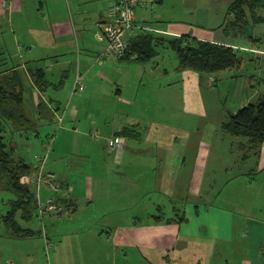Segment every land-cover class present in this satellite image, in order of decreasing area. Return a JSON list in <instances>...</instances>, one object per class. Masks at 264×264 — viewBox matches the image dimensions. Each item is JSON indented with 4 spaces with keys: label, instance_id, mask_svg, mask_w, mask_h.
Returning a JSON list of instances; mask_svg holds the SVG:
<instances>
[{
    "label": "crops",
    "instance_id": "obj_1",
    "mask_svg": "<svg viewBox=\"0 0 264 264\" xmlns=\"http://www.w3.org/2000/svg\"><path fill=\"white\" fill-rule=\"evenodd\" d=\"M111 1L0 0V76L14 74L15 88L23 96L25 119L24 123H9L8 131L29 134L52 129L48 123L57 121V138L61 131L73 135L74 147L52 148V161L61 168L43 169L45 174L54 175L52 184L59 188L54 196L64 209L60 215L46 214L47 220L58 223L67 215L69 219L83 215L87 223L77 225L79 231L92 232L100 240L95 259L107 264H128L133 255L153 264H264V145L256 157L241 143L238 148L243 152L216 165L217 178L205 191L211 154L202 135L187 132L189 126L182 128L178 122L149 117V106L142 105L139 90L134 97L128 96L118 85L120 77L108 87L106 80L95 75L98 65L94 61L100 54L93 46L96 44L98 50L105 44L103 25ZM165 1L146 0L137 8L128 44L136 36L150 33L168 39L188 35L234 47L249 56H243L239 75L238 71L226 72L225 76L235 82L244 80L245 97L232 103L230 110L236 112L264 96V23H250L243 34L234 36L224 31L233 0H185L192 8L187 14L197 23L186 26L181 20H171L175 16L164 8ZM256 13L264 19V8ZM250 36L262 42L254 45ZM10 44L13 47L7 54ZM75 52L76 64L72 60ZM246 60L258 62L257 78L246 73ZM120 62L127 64L123 68L129 77L123 80L126 88L131 85L130 78L137 79L134 69L140 73L135 85L141 87L151 72L149 64ZM76 67L87 77L82 94L71 101L51 96L49 91L58 92L64 84L63 75L69 77L71 87ZM168 67L162 68L158 61L151 66L153 72L161 71L156 73L161 86L176 88L177 97L169 94L166 101L169 114L178 120V109L182 108L195 120L194 126L216 119L221 133L228 112L212 108L203 92L204 85L213 86L214 78L181 71L179 63ZM38 69L45 72L50 84L44 92L32 78ZM253 88L258 92L250 94L248 89L251 92ZM129 91L133 93V89ZM78 102L81 107L76 108ZM126 127H134L138 138H124L123 147L109 153L107 140L118 137ZM98 133L102 138H97ZM180 140L189 146L180 147ZM35 164L36 160L31 166L36 173ZM233 168L238 171L232 173ZM182 216L185 220L176 222ZM53 228L45 229L46 235L37 231L46 250L52 248L51 240L59 237L52 233L58 232ZM23 248L25 245L14 247L21 254L14 258L16 264L25 259L30 264L33 258L24 255Z\"/></svg>",
    "mask_w": 264,
    "mask_h": 264
},
{
    "label": "rangeland",
    "instance_id": "obj_2",
    "mask_svg": "<svg viewBox=\"0 0 264 264\" xmlns=\"http://www.w3.org/2000/svg\"><path fill=\"white\" fill-rule=\"evenodd\" d=\"M164 8L169 11L170 14H173L175 18H172L171 20H181L184 22L186 26H195L197 23H195V19L190 18L187 14V12L190 10L189 3H185V0H166L164 4ZM192 9V8H191ZM108 11V9H107ZM178 14V15H177ZM211 26H214L213 23H211ZM244 44V43H243ZM13 46L10 44V47L8 49H5V53H9L10 49ZM93 50L98 52V54L103 53L105 49V44L98 47V50L96 49V44L93 46ZM80 49V47L78 48ZM75 58L73 55L72 60H74V64H76L77 54L75 52ZM240 55L243 56H249L248 53L244 51H240ZM159 58L156 60L159 63H161V67H168L170 65L176 66L178 63L177 56L175 52L172 49L169 48H163L159 49ZM50 61V59H48ZM155 60V59H154ZM153 59L149 62H146L149 64V69L151 72H148L144 79L141 82V87L135 85V80L138 79L140 76V73L137 72L134 69V72L136 74L137 79L134 77L131 79V85L127 89L125 86V81L129 79V77L125 76V72L123 70L124 66L127 65L124 62H120L119 60L109 59L104 63H94L98 65L96 67L95 75L99 76V79L106 80L104 85L111 87L112 82L116 81L118 77H120V81L118 82V85L120 87H123L125 91L127 92V95L130 97H134V92L139 90V98L143 101L142 105L144 107L149 106V117H154L157 119H163L168 120L170 122H178V124L181 125L182 128H185V126H189L187 129V132H195L196 135L201 134L204 141L208 143L210 147V165L208 169V182H206V189L204 186L205 191H209V185L215 181L217 178L216 175H214V172L216 171V165L227 159H235L239 153H242L243 151H239L240 144L243 142V140H235L229 138L228 136L224 135L223 133H219V127L217 125L216 119H208V121H203L202 123H198V125L194 126L195 120L188 117L183 113L182 108L178 109L179 112V119L176 120V117H173V115L169 114V110L165 108L166 101L168 99V95L171 94V96H174V98L177 97V91L176 88L167 90L164 86H161V83L157 82L158 74L161 71H154V68H151V66H154L156 61ZM246 69L249 71L246 73L249 74H256L257 78V66L258 62H251L249 60H246ZM140 64V63H136ZM141 65V64H140ZM41 66L45 67L41 64ZM136 66V65H135ZM77 68V67H76ZM169 68V67H168ZM100 69V70H98ZM75 72L76 69L73 72V81L71 87L69 86L70 79L67 77V75H63V81L64 84L60 85V88L55 91H49V94L51 96L56 95L59 100H68L71 101L72 99L78 98L79 95L72 96V89L75 79ZM236 73V72H235ZM84 74V73H83ZM228 73L224 74L223 79H219L215 82H213L212 87H208L207 85L203 86V92L208 101L211 103V107L214 109L217 107L219 110H224L226 112H232L230 110V106L232 103L239 102V99H243L245 97L244 88H242L243 81L235 82L233 79L229 78V76H225ZM128 75V74H127ZM109 78V79H108ZM160 79V78H159ZM59 80V79H58ZM57 80V81H58ZM62 80V78H61ZM87 77L86 74L84 75V83H86ZM253 84L256 86V79H254ZM263 87V85L261 86ZM107 88V87H106ZM140 88V89H137ZM108 89V88H107ZM129 89H133V93L129 91ZM137 89V90H136ZM173 91V92H172ZM249 93H257V89L253 88L252 91L248 89ZM257 91V92H256ZM174 93V95L172 94ZM48 95V94H47ZM154 102V103H153ZM157 103V105L155 104ZM106 103V100H102L101 102ZM74 106V105H73ZM76 108L81 107V102L76 103ZM97 107V105H95ZM185 120V121H184ZM49 126L52 129H41L38 132H29V134H20L15 131H8L10 135H8L12 139V143L14 145V149L16 150L17 154L19 156H22L28 164L33 166V163L35 162L37 157H44L47 153V149L50 150V153L47 157L46 163L43 167L44 168H61L60 164L54 165L53 158L55 157V149L52 150L53 147H74L72 145L73 135L62 131L60 132V136H55L56 130L59 129L57 121L48 123ZM196 127V129H195ZM11 129V128H10ZM49 134V135H48ZM221 134V136H220ZM70 135V136H69ZM48 136V137H47ZM97 138H102L99 133L96 135ZM72 137V138H71ZM57 139V140H56ZM181 139H185V137H181ZM233 140V141H232ZM180 147H188L189 144L184 141L180 140ZM118 151V150H115ZM108 152H114L110 151L108 149ZM107 148L105 150V155H108ZM50 157V159H49ZM36 166V164H35ZM60 166V167H59ZM47 170V169H46ZM232 173H235L237 168L232 169ZM210 182V183H209ZM33 188L35 190V186L33 185ZM214 188H217L216 185ZM40 197L42 201H46L48 197L53 195V192L51 189L46 186V184H42L40 187ZM8 191V192H7ZM36 191V190H35ZM15 199V196L5 188L4 182H0V218L1 216L5 215L10 209H11V201ZM39 210L37 209L34 212V215L31 220L25 221L22 219L20 213L16 215L17 221L23 226L31 228L35 231H41L43 235H46V230H50V226H54L53 229H57L58 232L55 230L52 231V233L59 237H54L56 239L51 240L52 248L49 250L45 249V246L43 244V241H41L39 237L25 240L24 242L19 241L20 239H16L12 233L2 224L0 219V264H7L10 260L14 264H16V257L20 258L21 254L18 255L15 252L14 247L17 245H25V248H23L22 253L24 255L33 256L32 260L30 261V264H107L103 263L102 261H98L95 259V254L97 253L98 249L100 248V240H97L95 236H93L94 233L87 232L84 233L82 231H79L80 228H78L77 225H83L87 222L83 221V215L76 216L75 218L69 219V216L62 217V220L60 222H52L51 220H47L49 218H46V216L41 220L39 217ZM47 226V228H46ZM78 228V229H77ZM46 229V230H45ZM63 230V231H62ZM44 231V232H43ZM48 233V232H47ZM51 234V233H50ZM42 235V236H43ZM44 237V236H43ZM61 237V238H60ZM107 239V238H103ZM203 240H209L208 237L202 238ZM105 241V240H103ZM60 242H63V244H60ZM41 246V248L39 246ZM57 248V249H55ZM58 252V253H56ZM99 252V251H98ZM55 253V255H54ZM15 258V259H14ZM60 258L59 261H56ZM124 260V259H123ZM130 263L128 264H153L150 261H147L146 259L139 258L136 255L132 256V260H128ZM118 262H122V260L118 259ZM28 259L23 260V264H27ZM12 264V263H11ZM124 264V263H123Z\"/></svg>",
    "mask_w": 264,
    "mask_h": 264
},
{
    "label": "trees",
    "instance_id": "obj_3",
    "mask_svg": "<svg viewBox=\"0 0 264 264\" xmlns=\"http://www.w3.org/2000/svg\"><path fill=\"white\" fill-rule=\"evenodd\" d=\"M261 8H264V0H233L228 8L230 18L224 31L237 36L243 34L250 23H264V19L258 17L256 13ZM248 38L254 45L262 42L261 39H253L251 36ZM163 48L175 52L181 71H194L201 78L213 77L214 82L217 76L229 71H238L236 75H239L244 63V58L238 49L231 46L201 41L188 35L168 39L150 33H142L131 39L120 61L149 62L159 55V49ZM32 78L41 92L50 85L45 72L41 69L34 71ZM15 87L14 74L0 76V182H4L5 188L15 195V199L11 201V209L0 219L16 239L23 240L36 238L39 233L23 227L17 221L16 215L20 213L23 220H31L38 209V202L35 199L36 191L27 182L35 173L34 168L17 154L12 139L8 136L9 123H24L25 120L23 96ZM220 130L234 141L243 140L242 143L259 157V149L264 145V96L255 103H248L233 114L228 113V120L222 124ZM118 137L137 139L138 132L134 127H126L121 130ZM57 200L60 205L59 199ZM63 210L62 207V210L56 214L60 215ZM179 220L184 221V216L179 217L176 222Z\"/></svg>",
    "mask_w": 264,
    "mask_h": 264
},
{
    "label": "built area",
    "instance_id": "obj_4",
    "mask_svg": "<svg viewBox=\"0 0 264 264\" xmlns=\"http://www.w3.org/2000/svg\"><path fill=\"white\" fill-rule=\"evenodd\" d=\"M146 0H112L107 11V20L103 25L105 49L95 60L96 63H104L109 59L119 60L124 56L128 47V35L135 27V15L137 8L144 6ZM86 88L84 75L76 68L75 79L72 89V96L81 94ZM62 122V119L59 120ZM124 139L115 137L107 140V147L110 151L119 150L123 147ZM36 159V173L30 176L27 182L35 186L39 217L41 220L46 214H56L61 211L62 207L57 200L59 188L52 184L54 175L43 172L48 154ZM46 184L52 190L53 195L42 201L40 198V187ZM56 195V196H54ZM11 264V263H7Z\"/></svg>",
    "mask_w": 264,
    "mask_h": 264
},
{
    "label": "bare ground",
    "instance_id": "obj_5",
    "mask_svg": "<svg viewBox=\"0 0 264 264\" xmlns=\"http://www.w3.org/2000/svg\"><path fill=\"white\" fill-rule=\"evenodd\" d=\"M43 80H44V79H43ZM44 82H45V81H44ZM46 82H47V81H46ZM46 82H45V83H46ZM42 83H43V82H42ZM31 96H32V95H31ZM7 192H8V191H7ZM33 195H34V194H33ZM14 196H15V195H14ZM40 198H41V197H40ZM35 199H37V198H35ZM35 205H36V204H35ZM37 205H38V204H37ZM37 205H36V206H37ZM20 226H21V225H20Z\"/></svg>",
    "mask_w": 264,
    "mask_h": 264
},
{
    "label": "water",
    "instance_id": "obj_6",
    "mask_svg": "<svg viewBox=\"0 0 264 264\" xmlns=\"http://www.w3.org/2000/svg\"><path fill=\"white\" fill-rule=\"evenodd\" d=\"M228 113L233 114V112H228Z\"/></svg>",
    "mask_w": 264,
    "mask_h": 264
}]
</instances>
